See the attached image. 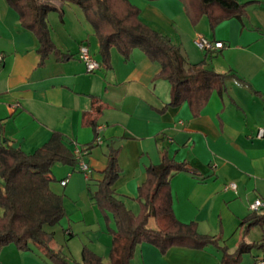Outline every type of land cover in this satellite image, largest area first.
I'll list each match as a JSON object with an SVG mask.
<instances>
[{"label":"crops","instance_id":"crops-1","mask_svg":"<svg viewBox=\"0 0 264 264\" xmlns=\"http://www.w3.org/2000/svg\"><path fill=\"white\" fill-rule=\"evenodd\" d=\"M46 1L59 9L48 15V25L62 59L68 60L52 55L40 65L36 36L21 27L8 1L0 0V128L12 145L27 155L46 145L55 132L72 142L71 151L91 144L99 135L100 142L85 158L91 169L85 177L86 188L81 176L74 175L77 168L62 173H54L52 168L57 179L52 191L63 196L68 213L79 217L76 222L72 214L69 216L80 229L75 234L71 227L70 237L90 235L83 237L87 239L76 247V253L63 255L81 262L87 247L110 264L114 245L111 231L116 226L111 215L103 217L94 200L104 179L110 146L120 150L122 169L113 189L135 215L140 213L136 199L147 181V168L161 165L167 154L200 174L179 173L171 180L178 221L195 223L200 234L219 239L230 255L242 243L264 240V225L249 230V224L243 225L255 214L251 205L258 199L264 201V138L256 139L258 131L264 129V0H238L249 4L245 15L225 20L214 30L207 17L193 25L182 0H127L140 9L141 22L181 49L187 74L205 59L206 50L197 42L200 37L223 45L207 68L234 78L226 81V91H214L205 106L195 109L190 101L166 108L171 101V84L159 77L161 65L139 49L126 60L113 48L111 69L104 67L95 30L82 9L59 0ZM82 46L89 47L100 61L102 68L96 74H88L79 60ZM95 101L102 107L99 115L93 112ZM2 140L0 132V144ZM64 180L68 183L63 187ZM233 183L236 191L227 189ZM258 214L264 216V210ZM54 228L46 227V231L55 234ZM53 248L59 250L60 246ZM30 249L21 252L9 245L0 254V264H53L33 243ZM222 258L212 247H174L162 252L144 243L131 264H222ZM261 262L264 250H254L239 264Z\"/></svg>","mask_w":264,"mask_h":264},{"label":"trees","instance_id":"trees-1","mask_svg":"<svg viewBox=\"0 0 264 264\" xmlns=\"http://www.w3.org/2000/svg\"><path fill=\"white\" fill-rule=\"evenodd\" d=\"M18 14L21 27L34 34L39 42L40 65L54 55L62 59L60 51L52 40L48 15L59 9L46 0H7ZM78 6L93 26L100 45L104 67L111 69V50L116 48L127 60L135 49L141 50L151 61L162 67L159 75L171 84V101L166 108H177L187 101L195 108L207 104L211 94L226 91V81L233 75L217 74L207 68L208 61L219 52L206 50L202 63L193 66V72L186 73L187 60L181 49L171 39L151 29L140 21V9L127 0H59ZM154 2L158 0H146ZM193 25L207 17L212 30L220 23L233 17L241 18L249 4L238 0H182ZM120 9H117V4ZM118 4V5H119ZM63 19L62 13H60ZM238 81H241L237 78ZM94 102L93 112L99 115L102 107ZM95 126V122H93ZM0 144V254L5 247L14 245L21 252H29L33 243L42 250L53 264H105L101 257L84 247L82 261L68 260L61 250L53 248L54 234L46 227H55L66 217L64 198L52 191L57 182L52 168L63 164L77 168V159L69 146L72 142L63 134L55 132L50 141L33 155H27L15 148L2 134ZM95 141L85 145L86 151L93 150ZM119 149L109 147L108 162L103 172L104 179L94 194L96 205L107 217H113L116 229L111 233L114 245L110 264H131L137 248L151 244L162 252L180 247L203 250L209 247L223 255L222 264H239L245 254L264 250V240L259 243H242L235 254H228L216 237L202 235L195 223L185 224L177 220L173 211L171 180L179 173L200 177L198 171L187 163H178L164 154L163 163L147 168V181L139 188L137 202L141 212L135 215L123 200L117 197L113 187L122 176L119 164ZM155 221L156 229L149 227ZM252 227L264 225V216L252 214L243 225Z\"/></svg>","mask_w":264,"mask_h":264},{"label":"built area","instance_id":"built-area-1","mask_svg":"<svg viewBox=\"0 0 264 264\" xmlns=\"http://www.w3.org/2000/svg\"><path fill=\"white\" fill-rule=\"evenodd\" d=\"M197 42L204 50L219 51L223 48V45L221 43H212L211 41H209L204 37H200ZM78 58L85 65L86 71L90 75L96 74L102 68L100 61L96 59V57L91 53L89 47L87 46H82L80 48ZM263 138H264V129H260L258 131L256 139L261 140ZM98 142H100V139H98ZM74 152L77 159L78 172L83 173L86 177H88L91 174L90 166L85 161V158L88 156V151L80 147H75ZM67 183L68 181L64 180L62 181L61 184L64 187L67 185ZM227 189L236 191L237 185L233 183L229 185ZM250 209L255 214L262 212L264 210V201L260 199L256 200L251 205ZM258 264H264V263L261 262Z\"/></svg>","mask_w":264,"mask_h":264},{"label":"rangeland","instance_id":"rangeland-1","mask_svg":"<svg viewBox=\"0 0 264 264\" xmlns=\"http://www.w3.org/2000/svg\"><path fill=\"white\" fill-rule=\"evenodd\" d=\"M118 4L116 7L119 10L120 4L119 5ZM108 154H109V148H108ZM53 170H54V173H56V171L62 173L64 170H67V171L70 170V172H72V171H74V168L70 167V166L63 165V164H57L53 167ZM74 175H78V176L80 175L81 176V181L86 188V185H85V177L86 176L83 173H79L78 169H76V172L74 173ZM59 188L61 190V193H65V191L61 187H59ZM66 195H67V197L69 196L68 192L66 193ZM138 205H139L140 212H141L140 204L138 203ZM96 208L98 209V211L100 213H102V211L100 210V208L98 206ZM70 215L72 217V220L77 222L79 217L76 215V213H70V211L68 213L66 211V217L61 221V223L59 225L55 226V228H54L55 234H54L53 245L60 246L59 250H61L62 253L64 252L66 254H69V252H71L73 254H74V252L76 253L77 252L76 247H78V245H80V243L82 244L85 241V239H87V237H90L89 234H84V233H79L80 235H78V236L75 235V237L73 239L70 237L69 231H71V227H73L72 231H74L75 234L80 232L79 227H77L78 225L75 226V224L69 220ZM102 215H103V217H105V215L103 213H102ZM152 226H153V228L156 227V224L153 220L151 221L150 228H152ZM85 236H87V237L84 239L83 237H85Z\"/></svg>","mask_w":264,"mask_h":264}]
</instances>
